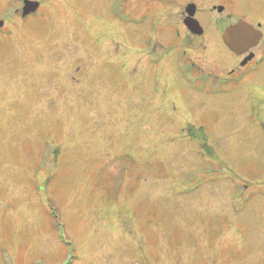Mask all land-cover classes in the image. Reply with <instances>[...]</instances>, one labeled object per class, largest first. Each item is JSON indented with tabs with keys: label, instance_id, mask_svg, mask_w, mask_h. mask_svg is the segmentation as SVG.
<instances>
[{
	"label": "rangeland",
	"instance_id": "rangeland-1",
	"mask_svg": "<svg viewBox=\"0 0 264 264\" xmlns=\"http://www.w3.org/2000/svg\"><path fill=\"white\" fill-rule=\"evenodd\" d=\"M109 1L50 0L0 35V264H264V128L244 92L200 119L174 57L140 49L146 4L126 0L123 24ZM186 119L215 160L172 141Z\"/></svg>",
	"mask_w": 264,
	"mask_h": 264
},
{
	"label": "flooded vegetation",
	"instance_id": "flooded-vegetation-1",
	"mask_svg": "<svg viewBox=\"0 0 264 264\" xmlns=\"http://www.w3.org/2000/svg\"><path fill=\"white\" fill-rule=\"evenodd\" d=\"M39 1L40 10L42 6L49 7L50 0ZM137 1V4L142 1L148 8V12L145 10L137 16L140 25H147L145 31H142L144 36L140 40V49L146 51L145 54L154 62L174 57L176 70L182 79V93L192 97L198 117L203 120L208 112L215 115L217 110L213 108V99L244 92L243 103L238 101L237 104L244 107L252 130L256 126L259 130L263 129L264 0ZM109 2L110 7H121L123 0ZM35 13L24 17L20 15V20H13L15 30L25 27L27 19ZM110 14L113 15L111 9ZM243 21L261 30L263 36L256 43L251 40L249 45L239 47V53L227 46L225 38L226 30L231 25ZM1 34L12 35L13 32L11 28L4 30L3 27L0 29ZM210 51L218 55L212 64L206 62ZM170 101L175 109L171 113L176 118L177 100ZM205 127L204 121L195 123L186 120L180 126L184 134L180 139L191 141L199 147L201 154L215 159L219 151L214 142L209 140Z\"/></svg>",
	"mask_w": 264,
	"mask_h": 264
},
{
	"label": "water",
	"instance_id": "water-1",
	"mask_svg": "<svg viewBox=\"0 0 264 264\" xmlns=\"http://www.w3.org/2000/svg\"><path fill=\"white\" fill-rule=\"evenodd\" d=\"M39 5V2L36 0H24L23 6V15H26L32 11H35ZM3 24V21L0 20V26ZM253 26L247 24L245 22H240L231 26L227 29V44L234 50H238L237 47L240 46L241 43H246L251 38L258 39L261 36L259 31H255L253 34ZM252 33V36H251ZM251 37V38H250Z\"/></svg>",
	"mask_w": 264,
	"mask_h": 264
}]
</instances>
